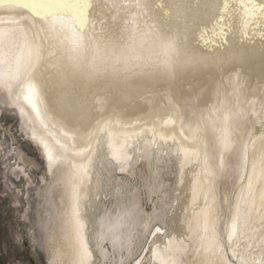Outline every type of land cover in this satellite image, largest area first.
I'll return each instance as SVG.
<instances>
[{"label":"bare ground","instance_id":"obj_1","mask_svg":"<svg viewBox=\"0 0 264 264\" xmlns=\"http://www.w3.org/2000/svg\"><path fill=\"white\" fill-rule=\"evenodd\" d=\"M252 75L264 80V0H0V95L51 178L37 209L48 264H94L92 248L103 257L87 215L98 164L124 174L166 148L186 182L185 236L157 227L132 264H264V129L246 142L223 230L217 189L235 144L231 97L264 119ZM197 109L212 143L183 120Z\"/></svg>","mask_w":264,"mask_h":264},{"label":"rangeland","instance_id":"obj_2","mask_svg":"<svg viewBox=\"0 0 264 264\" xmlns=\"http://www.w3.org/2000/svg\"><path fill=\"white\" fill-rule=\"evenodd\" d=\"M227 60L226 56H218L212 62L219 71V67L224 66ZM237 71L246 78L243 70ZM208 78L204 75L197 82L204 85ZM156 83L165 90H173L166 76L159 77ZM249 83L260 85L256 112L263 114L264 80L252 75ZM188 87L178 89L179 94L185 95L189 91ZM69 97L72 98L70 93ZM231 98L228 113L235 144L227 154V165L217 186L222 230L235 196L246 142L256 128L260 129L259 132L264 129V119L255 125L253 113L234 96ZM6 103L0 95V264H48L37 209L44 201L43 192L51 178L46 173L39 150L31 144L15 111ZM192 117L183 118L188 129H202L212 143V129L204 109H197ZM146 148L138 155L144 154ZM169 151L166 148L157 156L151 154L149 159L142 157L133 163L130 161L124 174L113 165L104 167V160L103 165H97L100 179L96 189L98 196L87 215L91 244L97 238L91 234L92 229H97L104 238L100 249L104 255L101 257L92 248L96 256L94 264H132L142 253H146L152 240L151 234L157 227L162 228V234L171 233L180 238L185 236L178 217L188 192L185 190L186 182H178L177 160ZM133 157L136 159V156ZM224 196L226 200H223ZM109 231L112 232L107 234Z\"/></svg>","mask_w":264,"mask_h":264}]
</instances>
